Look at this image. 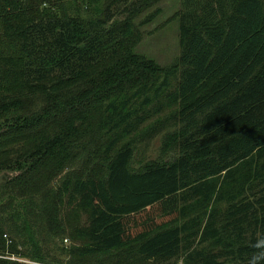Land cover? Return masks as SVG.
<instances>
[{
  "label": "trees",
  "instance_id": "trees-1",
  "mask_svg": "<svg viewBox=\"0 0 264 264\" xmlns=\"http://www.w3.org/2000/svg\"><path fill=\"white\" fill-rule=\"evenodd\" d=\"M157 1L0 0L1 254L264 264V0H184L168 66Z\"/></svg>",
  "mask_w": 264,
  "mask_h": 264
},
{
  "label": "rangeland",
  "instance_id": "rangeland-1",
  "mask_svg": "<svg viewBox=\"0 0 264 264\" xmlns=\"http://www.w3.org/2000/svg\"><path fill=\"white\" fill-rule=\"evenodd\" d=\"M184 0H159L153 7L142 13L137 19L139 23L150 13L156 14L152 17L154 20L150 23L140 25L143 38L136 51L146 55L163 66H168L175 62L179 57L180 47V18L176 13L181 9ZM163 145L162 135H159L151 141L142 154L147 158H155L159 155ZM138 155H141V151ZM181 264V263H180Z\"/></svg>",
  "mask_w": 264,
  "mask_h": 264
},
{
  "label": "built area",
  "instance_id": "built-area-1",
  "mask_svg": "<svg viewBox=\"0 0 264 264\" xmlns=\"http://www.w3.org/2000/svg\"><path fill=\"white\" fill-rule=\"evenodd\" d=\"M4 238L8 239V243H10L12 241L7 233L4 234ZM0 257L1 258H7V259H10V260H14V261H19V262L26 263V264H38L35 261H32V260L27 259L25 257H22L20 255H16L14 253H8V252H6L4 254L0 253Z\"/></svg>",
  "mask_w": 264,
  "mask_h": 264
},
{
  "label": "water",
  "instance_id": "water-1",
  "mask_svg": "<svg viewBox=\"0 0 264 264\" xmlns=\"http://www.w3.org/2000/svg\"><path fill=\"white\" fill-rule=\"evenodd\" d=\"M15 174L10 172H2L0 173V186L13 177Z\"/></svg>",
  "mask_w": 264,
  "mask_h": 264
}]
</instances>
